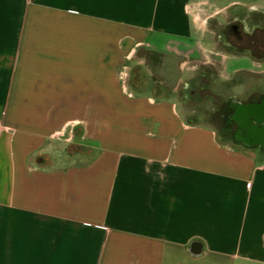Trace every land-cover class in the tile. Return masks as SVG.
Here are the masks:
<instances>
[{
  "label": "crops",
  "instance_id": "1",
  "mask_svg": "<svg viewBox=\"0 0 264 264\" xmlns=\"http://www.w3.org/2000/svg\"><path fill=\"white\" fill-rule=\"evenodd\" d=\"M236 5L264 0H0V264H264V142L178 107L198 63L264 79V60L204 44L201 19Z\"/></svg>",
  "mask_w": 264,
  "mask_h": 264
},
{
  "label": "rangeland",
  "instance_id": "2",
  "mask_svg": "<svg viewBox=\"0 0 264 264\" xmlns=\"http://www.w3.org/2000/svg\"><path fill=\"white\" fill-rule=\"evenodd\" d=\"M231 0H212L213 7L215 6H222L228 3ZM253 0H244L245 3H250ZM213 8V9H214ZM260 11H264V9L260 8H252L236 5L230 6L226 9L221 10L220 12L214 14V16L208 19H201L203 20L202 28L206 35L205 43L209 45L211 42L214 45V48L217 45L215 42V38L220 32H223L225 26L229 23L233 22L237 16H242L244 19V27L247 31H251L252 23H254L255 19L259 20L261 18ZM253 28V26H252ZM228 30V28H226ZM149 58V57H148ZM233 59H236L238 62L237 66H249L252 62L251 57L248 55H241L237 56ZM262 60V59H256ZM234 65L231 63H227L226 73L230 75L232 81L230 82H223L217 75L216 66H212L210 64H201L198 63L196 68L194 69L193 75L190 79L199 77L198 85L195 88H191L187 94H183L181 92L182 85L185 82L184 80L181 82L178 88V107L179 110L182 112L186 122L195 125H203V126H212L216 129L217 134L219 135L220 139L223 141L225 140H233L231 131L235 128V123L231 121L230 118L227 117V113L222 116L220 112L223 113L222 109L226 103L233 101L234 99L239 98H260L264 95V89L260 88L264 85V79L260 78L258 81V77L256 75H250L246 73H239L236 76L234 75L232 69ZM177 67V66H176ZM173 67L168 75H166L167 80L166 85L168 88V94L170 91L169 85L175 83V81L180 76L181 79H185L190 76V71L188 70L187 66H182L181 71L178 68ZM260 69H264V63H261L258 66ZM131 69L124 70L119 72V76L122 80V83L127 88L130 82H141V71L140 69L134 68L132 72ZM251 78V79H248ZM257 79V81H256ZM189 80V79H188ZM186 80V81H188ZM238 83V81H240ZM153 79H149L150 82L148 85L152 83ZM249 90H255L254 92H250ZM146 91H149L147 89ZM235 93H242L237 96H233L230 92ZM171 92V91H170ZM227 112V111H226ZM60 154V153H59ZM62 157L67 160V162L71 163H79L81 161H85L89 159L91 152L89 149H82L78 145H67L61 152ZM178 264H211L208 261H204L203 259H191V260H184L180 259ZM232 264V263H228ZM234 264H252L247 262L238 261Z\"/></svg>",
  "mask_w": 264,
  "mask_h": 264
},
{
  "label": "trees",
  "instance_id": "3",
  "mask_svg": "<svg viewBox=\"0 0 264 264\" xmlns=\"http://www.w3.org/2000/svg\"><path fill=\"white\" fill-rule=\"evenodd\" d=\"M246 7L248 6H243V8ZM260 15L261 18L255 19L254 23L250 25L251 31L245 29L242 16L233 19V22L226 25L223 32H220L215 38V42H217L215 49L239 55L246 54L254 59L264 60V11H260ZM199 78L200 76L185 81L181 92L187 94L191 88H195ZM231 105V102L226 103L222 109L223 113L220 112V115L224 116Z\"/></svg>",
  "mask_w": 264,
  "mask_h": 264
},
{
  "label": "water",
  "instance_id": "4",
  "mask_svg": "<svg viewBox=\"0 0 264 264\" xmlns=\"http://www.w3.org/2000/svg\"><path fill=\"white\" fill-rule=\"evenodd\" d=\"M236 118L257 122L259 128H255L252 132L254 142H264V95L258 103L240 104L236 113ZM262 145H264V143ZM190 252L193 255H199L202 252L201 244L197 241H193L191 243Z\"/></svg>",
  "mask_w": 264,
  "mask_h": 264
},
{
  "label": "flooded vegetation",
  "instance_id": "5",
  "mask_svg": "<svg viewBox=\"0 0 264 264\" xmlns=\"http://www.w3.org/2000/svg\"><path fill=\"white\" fill-rule=\"evenodd\" d=\"M261 98H262V96L258 100L252 99L250 101H247L249 103H246V104L258 103V102H260ZM239 105H240V103L238 101L233 102V104L230 106L229 110L226 112L227 117L230 118L231 121L236 123L235 129L233 131V135L237 138L242 139L245 142L253 143L254 138L252 136V132L254 131L255 128H259V125L255 121L241 120L242 118L237 119L236 113L239 109Z\"/></svg>",
  "mask_w": 264,
  "mask_h": 264
}]
</instances>
